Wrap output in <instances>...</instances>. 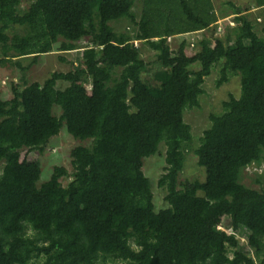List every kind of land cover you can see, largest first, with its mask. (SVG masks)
<instances>
[{
    "label": "trees",
    "instance_id": "obj_1",
    "mask_svg": "<svg viewBox=\"0 0 264 264\" xmlns=\"http://www.w3.org/2000/svg\"><path fill=\"white\" fill-rule=\"evenodd\" d=\"M22 2L0 0V34L14 25L25 29L0 41V65H18L24 80L12 86L11 98L0 91V264H264V187L242 181L249 165L264 163L258 16L231 3V34L212 40L200 35L224 29L212 0H30L21 8ZM122 18L133 32L110 24ZM176 37L185 38L174 50ZM141 43L156 51L153 60L143 57ZM55 48L81 49V56L71 70L30 82L27 72L39 55ZM22 58L31 61L23 66ZM155 65L161 68L150 80ZM216 65V85L239 74L241 95L211 114L195 148L205 180L184 182L193 140L184 113L199 107ZM59 81L68 85L59 88ZM64 125L91 143L72 148L73 172L57 165L38 186L41 162L22 151L42 149ZM162 143L167 165L159 185L169 206L157 210L143 166ZM242 232L254 256L241 248Z\"/></svg>",
    "mask_w": 264,
    "mask_h": 264
},
{
    "label": "rangeland",
    "instance_id": "obj_2",
    "mask_svg": "<svg viewBox=\"0 0 264 264\" xmlns=\"http://www.w3.org/2000/svg\"><path fill=\"white\" fill-rule=\"evenodd\" d=\"M261 1L264 0H212L217 12L221 13L222 18H220V25L224 29L216 30V26L208 29L204 33H200L201 36H209L212 40L216 38H224L230 33V27L226 24L227 18L229 20L234 19V16H229L233 13V7L231 3L240 6L243 9L255 8L253 11H249V16L254 19L255 15H261L263 21L258 30L260 35H263L262 29L264 27V5L258 6ZM30 3V0H23L21 8H26ZM142 3L136 1L133 12L136 13L138 17L141 15ZM97 15V9H95ZM225 15V16H224ZM225 18H224V17ZM110 24L116 28L117 31H130L135 30V26L129 22L128 19L122 18L118 21H111ZM263 26V27H262ZM232 28V27H231ZM24 33V27L19 25L12 26L6 33L0 34V41H7V36H12V34ZM207 34V35H206ZM185 37H176L172 40L170 46L175 50L181 41ZM89 39L84 38L79 44L80 46H86ZM140 44V43H139ZM142 54L147 60H153L156 57V51L150 49L148 44L141 43ZM58 47V45H57ZM198 49V48H197ZM196 49V51H197ZM188 52H191L190 50ZM3 56L2 47H0V57ZM61 56L65 59H61ZM81 56V49L74 51H55L40 54L37 62L32 65V67L27 72V78L30 82L41 81L43 82L53 71H69L73 68V62L77 63ZM23 66L28 65L31 61L29 58L20 59ZM161 68L160 65L153 66L146 77L152 80L154 72ZM198 68V66H194ZM220 65H216L212 68L210 75H208L204 82V92L200 96V105L192 109L187 108L184 113V119L191 125L193 131V140L186 146V165L184 170L180 174L181 181L199 179L201 181L205 180L206 170L204 167L198 165V159L195 154V148L200 144L201 138L204 131L211 125V114L221 113L224 111V101L229 99L231 95L239 97L241 95V80L239 74H234L230 81L224 83L222 86L218 87L216 85V80L220 76ZM22 70L18 65L13 63L7 64L5 66L0 65V91L3 98H11L13 96L12 86L18 84L19 86L24 85V80L22 78ZM68 85L66 81H59L58 87L64 88ZM89 88V84L87 85ZM189 109V110H188ZM54 113L59 115L61 113V107L55 106ZM89 145L91 140L81 141V139L75 137L67 130L66 125H64L60 132L53 136L50 141L39 150L30 151L24 148L22 153L23 157L27 156L29 158L36 157L41 162V177L38 181V186L47 182L53 175L55 166H63L71 173L73 172L72 156L71 150L75 145ZM166 146L164 143L160 145L159 152L155 155L148 156L144 158L143 170L145 174L151 179L153 183L154 190V203L157 210L168 207L169 205L165 202L166 191L163 187L159 185V179L165 171L166 167ZM3 162H0V174L3 172ZM71 177H65L62 179V183L67 185ZM242 181L249 187L255 189H262L264 187V163H253L249 165L242 174ZM225 223L229 224V220ZM229 226L223 225L221 228L226 231H230ZM241 248L249 254L254 256V250L251 248L248 242V238L245 232L238 234ZM116 264H121L117 262ZM259 264V261L257 262Z\"/></svg>",
    "mask_w": 264,
    "mask_h": 264
},
{
    "label": "crops",
    "instance_id": "obj_3",
    "mask_svg": "<svg viewBox=\"0 0 264 264\" xmlns=\"http://www.w3.org/2000/svg\"><path fill=\"white\" fill-rule=\"evenodd\" d=\"M254 9H255V8H253V7H252V8H249V9L246 10V12H248V11H253ZM257 16H258V20H259V21H263V17H262L261 15H257Z\"/></svg>",
    "mask_w": 264,
    "mask_h": 264
},
{
    "label": "clouds",
    "instance_id": "obj_4",
    "mask_svg": "<svg viewBox=\"0 0 264 264\" xmlns=\"http://www.w3.org/2000/svg\"><path fill=\"white\" fill-rule=\"evenodd\" d=\"M139 43V41H137V44ZM136 44V43H135Z\"/></svg>",
    "mask_w": 264,
    "mask_h": 264
},
{
    "label": "built area",
    "instance_id": "obj_5",
    "mask_svg": "<svg viewBox=\"0 0 264 264\" xmlns=\"http://www.w3.org/2000/svg\"><path fill=\"white\" fill-rule=\"evenodd\" d=\"M135 43L137 44V41H135Z\"/></svg>",
    "mask_w": 264,
    "mask_h": 264
}]
</instances>
